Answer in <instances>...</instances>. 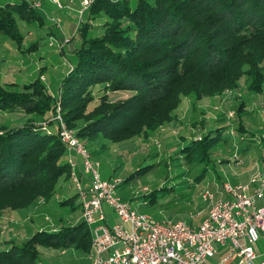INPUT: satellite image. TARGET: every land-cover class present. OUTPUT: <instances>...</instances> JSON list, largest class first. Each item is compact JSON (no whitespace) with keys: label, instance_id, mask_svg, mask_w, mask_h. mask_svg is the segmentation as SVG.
<instances>
[{"label":"trees","instance_id":"1","mask_svg":"<svg viewBox=\"0 0 264 264\" xmlns=\"http://www.w3.org/2000/svg\"><path fill=\"white\" fill-rule=\"evenodd\" d=\"M82 14L80 44L73 48L77 59L69 63L57 99L39 76L29 83L0 84V115L19 120L0 124V210L33 207L39 197L49 203L62 191L60 180L70 176L67 148L49 121L54 99L70 128L80 124L76 131L81 140L100 143L94 153L115 142L151 137L178 117L185 97L193 98L192 105L217 98L244 76L253 94L264 90V0H92ZM18 17L42 25V16L26 0L5 1L0 4V32L19 40ZM97 17L103 19L93 23ZM107 84L112 92L128 93L111 98L113 93L102 91ZM244 107L239 99L229 111L239 120L234 128L242 131ZM218 119L198 138L195 131L178 136L176 144L184 145L177 157L200 165L192 179L197 187L226 131V123ZM77 192L58 196V206L72 204ZM89 232L81 216L73 223L40 226L23 240L13 237L8 247H0V264H38L41 245L89 252Z\"/></svg>","mask_w":264,"mask_h":264},{"label":"rangeland","instance_id":"2","mask_svg":"<svg viewBox=\"0 0 264 264\" xmlns=\"http://www.w3.org/2000/svg\"><path fill=\"white\" fill-rule=\"evenodd\" d=\"M34 1L26 0L42 16V25H39V20L26 22L25 19L18 17L16 23L20 33L19 40L0 32V84L5 85V82L12 81L29 83L33 78L39 76L41 81L46 83L50 95L57 99L61 80L70 69L69 63L70 61L74 63L77 59L73 48L80 44L78 26L83 17L85 19V15H80L79 9H82L83 3L82 0H62L64 7H57L56 4H53L56 9L51 12L49 10L42 12L45 0ZM37 1L41 3V6ZM1 2L2 0H0ZM102 19V17H97L92 22L99 23ZM55 20H59V24H55ZM76 28L78 31L72 35ZM66 36H70V40L62 43V39H65ZM261 63L264 64V58ZM246 80L247 78L244 76L236 88L226 89L222 94H219L218 99H205L204 102L198 100L194 101L192 105L190 103L192 98L188 100V107L185 97L179 109L182 114L188 111L189 120L185 116L184 119L177 117L171 122L161 125L151 137L145 138L142 135L126 142H115L109 144L108 148L94 153L93 149H100V143L87 145L88 143L86 144L83 139L81 141L91 151L92 159L99 162L98 171L104 178L120 177V179L127 180L131 176L128 182H120L116 193L122 199L130 201L139 213L145 212L155 219L165 221L170 218L185 219L187 222H192L194 226L199 225L200 218L206 212L200 204L202 203L206 207L208 203L204 202L198 194L199 189L206 185L212 188L221 185L220 180L228 177V174H232L234 171L241 174V178L244 179L248 173L264 166V90L261 93L253 94L247 88ZM102 89L105 90H102L103 92L113 93L112 96L110 95L111 98H124L128 93L121 89L112 92L108 84ZM95 93L97 96L101 95L99 89L95 90ZM55 99L53 101L57 106L60 105L62 114V105ZM239 99L245 104L241 114L242 119H240L244 131L234 128L239 121L234 111L231 116L228 115ZM97 102H92V105ZM48 114L51 115V113ZM6 115H0V124L6 125L15 122L11 121V116ZM217 118L220 119L218 122L226 123V131L220 134V139L210 154L212 161L207 165L209 170L199 181L200 187H197L192 183V179L200 165L192 166L187 162L186 157H180V159L177 157L181 152L179 150L184 145V143L176 144L180 138L178 136L181 133L189 134V131H195L194 136L198 138L201 131L204 133L207 126H212V121L216 123ZM17 121H19L18 118H16ZM49 121L53 120L50 118ZM79 125L73 128L77 129ZM52 126L57 130L56 122H53ZM176 128L179 130L177 131ZM185 140L188 141L187 138ZM151 153L156 156L150 157ZM236 157L237 159H235ZM147 164H154V166L143 171L144 168L141 169V167ZM139 169L141 171L137 172L136 170ZM212 177L214 178L212 179ZM146 186L149 188H147L148 190L145 188ZM75 191L73 189L71 193L74 194ZM61 193L62 191H57L49 203L39 202L41 199L44 200L39 197L36 206H31V209L28 208L21 216H14V223L18 221L21 224L23 222L27 224L26 232L19 235L20 238L29 236L40 226L50 228L55 224L73 223L77 218L75 215L81 216L79 206H77L80 202L78 197L73 200L72 204H63V206L57 207L50 204L52 201L57 203ZM262 203H264V197L257 201V205H262ZM72 205L76 208L72 209ZM103 207L109 215L108 219L115 223L118 220V215L112 213V209L107 203ZM43 209H47L46 212ZM2 211L0 210V212ZM198 211L200 213H197ZM37 213L39 214L36 216ZM34 217L35 219H33ZM125 226L129 228L127 224ZM258 234L259 240L256 241L264 247V238L261 237L264 230ZM81 253L82 251H80ZM39 256L44 264L51 261L44 252L40 251ZM255 260H264V254H258Z\"/></svg>","mask_w":264,"mask_h":264},{"label":"built area","instance_id":"3","mask_svg":"<svg viewBox=\"0 0 264 264\" xmlns=\"http://www.w3.org/2000/svg\"><path fill=\"white\" fill-rule=\"evenodd\" d=\"M50 1L64 7L62 0ZM91 2L82 0L80 15ZM76 31L77 28L72 35ZM69 37L61 42H67ZM50 118L57 123L65 147L75 150L67 162L71 185L78 191L81 217L90 230V264H206L207 258L217 252V245L227 249L218 264H264V260H255L258 252L254 247L258 233L264 230V203L257 205L264 197V166L250 173L246 182L225 179L214 188L203 186L199 195L208 202L207 214L199 225L184 219H155L148 213H139L116 193L120 177L104 178L99 173V162L92 159L76 129L69 127L60 105L54 103ZM105 203L118 215L115 223L107 220Z\"/></svg>","mask_w":264,"mask_h":264},{"label":"crops","instance_id":"4","mask_svg":"<svg viewBox=\"0 0 264 264\" xmlns=\"http://www.w3.org/2000/svg\"><path fill=\"white\" fill-rule=\"evenodd\" d=\"M5 1L13 2L15 0H2V2L0 4H2ZM44 2H43L44 7H43L42 12H46V11L48 12V10L51 12V10L56 9V8H54L55 6H53L54 3H50V1L48 2V0H45ZM65 2H68V1H65ZM187 104H188V98H187ZM188 107H189V104H188ZM180 110L181 109H179V111H177L178 115H179L178 117H180L181 119H184L185 117H187V119L189 120L188 111L187 112L185 111V113L182 114L180 112ZM74 152H75V150L73 151V150L67 149L66 157H67V155L68 156L74 155ZM77 159H78V161H80L79 157H77ZM80 163H81V161H80ZM80 166H78V171L81 170ZM250 173H252V172H250ZM250 173H248V176ZM228 175H229L228 177L223 178L221 180L222 181L225 179L231 180L232 182L231 181H229V182L235 183L237 181L246 182V180L248 179V176L245 177L246 179L241 178V174H239L235 171L232 172V174H228ZM212 176H214V175H212ZM213 178L214 177H212V179ZM70 179L71 178L69 177V179L63 178L62 180H60L59 186L62 189V193H61L62 195L66 196V194H69L71 192V190H73V189L75 190V188H73V186L71 185ZM221 180H220V183H221ZM50 204H54L53 206L57 207L59 203L52 201ZM200 206H202L205 209L206 212L204 215H206L207 214L206 207H204L202 205V203L200 204ZM28 208L31 209V207H28ZM28 208H23L20 210L16 209V210H10V211L4 210V211L0 212V236H2V237H0V247H4V246L8 247L10 245L9 243L11 242V239L13 237L14 238L18 237L20 240H23L24 238L28 237V236H25L24 238L19 237V235L24 234L26 232V230H25V228L27 227L26 222H23V224H21L18 221H16L14 223V221H15L14 216L15 215L21 216L23 213H25L28 210ZM43 210L46 212L47 209L46 210L43 209ZM38 214L39 213H37L36 216ZM107 215H108V213H107ZM203 216L200 219H202ZM35 217L33 219H35ZM75 217L78 218V216H76V215H75ZM108 218H109V215H108ZM108 218H107V220L109 222H111ZM170 219L173 220L176 218H170ZM170 219H168V220H170ZM18 223L20 226L17 225ZM261 237L264 238V234ZM254 247L256 248V250L258 252L257 254H259V255L264 254V251H263L264 247L261 244H258L257 241H255ZM38 249H39V251L46 253V256L51 260L48 264H90V256H89L88 252H86V250H83L80 248H78V249L73 248V247H68V248L49 247L48 248L47 246L41 245V246H38ZM216 249H217V252L215 254L211 255V257L207 258V261L205 262L206 264H218L219 263L218 261H220V259L225 254H227V249H225V247L217 245ZM80 251H82V253H85L86 255H83L82 253L80 254ZM38 262H42L41 258ZM42 263L44 264V262H42Z\"/></svg>","mask_w":264,"mask_h":264}]
</instances>
